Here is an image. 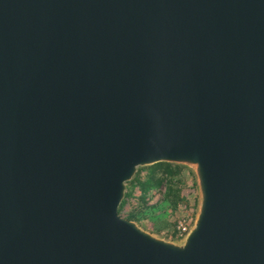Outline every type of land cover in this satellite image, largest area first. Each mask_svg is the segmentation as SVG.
<instances>
[{
	"label": "water",
	"instance_id": "95a60500",
	"mask_svg": "<svg viewBox=\"0 0 264 264\" xmlns=\"http://www.w3.org/2000/svg\"><path fill=\"white\" fill-rule=\"evenodd\" d=\"M159 164L179 240L120 212ZM0 264H264V0H0Z\"/></svg>",
	"mask_w": 264,
	"mask_h": 264
},
{
	"label": "rangeland",
	"instance_id": "374dc122",
	"mask_svg": "<svg viewBox=\"0 0 264 264\" xmlns=\"http://www.w3.org/2000/svg\"><path fill=\"white\" fill-rule=\"evenodd\" d=\"M146 168L140 182L129 186L121 214L136 221L144 229L170 240H179L186 233L180 228L193 225L198 204V186L187 168ZM172 172V173H169ZM181 229V230H180Z\"/></svg>",
	"mask_w": 264,
	"mask_h": 264
},
{
	"label": "trees",
	"instance_id": "16d2710c",
	"mask_svg": "<svg viewBox=\"0 0 264 264\" xmlns=\"http://www.w3.org/2000/svg\"><path fill=\"white\" fill-rule=\"evenodd\" d=\"M155 168H161V169H168L169 171H173L174 169H178L177 167H175L174 165H170V164H159V165H156L154 167H152V169H155ZM142 171L139 172L138 176L136 177V179L131 183L132 186H136V184H142L140 182V174H141ZM169 173H172V172H169ZM143 185V184H142ZM126 204V201L125 203L121 206V210L120 212L123 210V206Z\"/></svg>",
	"mask_w": 264,
	"mask_h": 264
},
{
	"label": "built area",
	"instance_id": "2783aa9c",
	"mask_svg": "<svg viewBox=\"0 0 264 264\" xmlns=\"http://www.w3.org/2000/svg\"><path fill=\"white\" fill-rule=\"evenodd\" d=\"M180 228L183 230V233H187L190 229V227H183V226H181Z\"/></svg>",
	"mask_w": 264,
	"mask_h": 264
}]
</instances>
